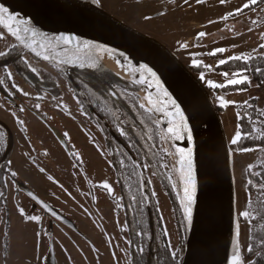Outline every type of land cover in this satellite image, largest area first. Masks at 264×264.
<instances>
[{"label": "flooded vegetation", "instance_id": "obj_1", "mask_svg": "<svg viewBox=\"0 0 264 264\" xmlns=\"http://www.w3.org/2000/svg\"><path fill=\"white\" fill-rule=\"evenodd\" d=\"M9 39L12 40L11 44L7 41ZM1 44L7 45L2 52L5 55H0V98L13 110L4 109L5 113L11 115L10 123L0 120L6 125L0 126V160L8 146H12V150L6 164L16 152L11 124L21 132L24 139H34L33 144L23 143L19 146H33L32 154L28 153L29 159L39 169H45L43 173L46 179L43 177L47 180L44 187L40 183L30 184L18 177L12 163L10 169L5 167L4 185H0V193L3 194L0 196V209L5 213L1 214L7 218L9 203L15 201L14 210L17 211L21 227L29 225L22 224L20 209L35 212L40 214V220L35 226L41 232L47 226L50 244L53 242L54 245V236L57 235L75 246L80 242L82 248L92 247L93 232L73 217L76 212L72 206L82 204L78 199L74 200L68 185L69 177H85L97 189L95 191L92 187V192L86 196L87 203H92L100 214L102 208L106 212L111 205L116 206L118 215L124 214L125 229L120 228V232H125L129 241L130 264H181L186 242L185 219L183 226L175 208L179 242L173 257L174 251L167 239L158 202L152 194L150 180L153 177L146 175L143 169L145 162L148 163L143 151L158 145L153 142L155 135L152 136L155 118L148 115L151 111L147 108L140 107L142 103L139 92L142 88L136 90L133 80L116 74L95 57L92 49L72 50L76 58L44 60L29 51L24 53L23 47L5 31L0 35ZM36 105H39L38 109ZM19 121L24 123L20 124ZM45 133L52 139L51 143L44 140ZM49 146H60L64 154L62 159ZM162 149L168 157L171 153L170 143L169 146L162 144ZM107 156L112 167L105 159ZM137 163L146 178L147 202L142 173ZM105 165H109V173L106 168L102 170ZM77 168L84 171V176L78 174ZM6 174L11 182L7 187ZM48 176L53 179L49 180ZM109 178L113 184L110 186L111 192L100 187L102 183H108ZM54 187L59 189L60 195L56 194ZM7 193L12 199L7 197ZM141 197H144L145 210L142 208ZM143 214L146 215L148 232H143L138 220ZM156 219L158 223L161 219L158 232ZM152 227L155 239L151 245Z\"/></svg>", "mask_w": 264, "mask_h": 264}, {"label": "rangeland", "instance_id": "obj_2", "mask_svg": "<svg viewBox=\"0 0 264 264\" xmlns=\"http://www.w3.org/2000/svg\"><path fill=\"white\" fill-rule=\"evenodd\" d=\"M95 1L116 18L168 46L179 56L184 64L191 66V70L198 79L203 73L205 79H200V81L206 87H209L206 83L208 80L221 84L226 83V78L222 73H217L213 70L219 60H227L229 57L237 55L252 58L264 54V48L260 47L264 45V3H259L251 9H245L241 14L229 16L225 20L221 18L227 16L230 12H235L247 0H226L225 3H221V0H203L202 3H197V0H187V3H185V0ZM145 16L151 17V19L146 20ZM199 32H205L206 35L197 39ZM7 41L11 44L12 40L9 39ZM182 44H187L188 47L182 48ZM6 45H0V53L5 50ZM216 48H224L226 51L214 60L208 53ZM194 60L201 61L204 65L212 66V70L193 66ZM228 74V78H232V74ZM246 76L249 81L246 88L223 94L217 93L215 90L212 91L216 98L223 97L226 101L235 102L223 107L221 112L229 143H231L236 131L239 130L236 106L253 98H257L260 105L264 104V83H258L250 76ZM142 92L146 94V88H143ZM2 104L9 105L4 99L0 98V120L10 123L11 115L5 113L4 109L10 110L12 107L10 105L6 107ZM9 125L15 136L16 152L8 160L6 169H10L12 163L18 177L25 179L30 184L40 183V186L44 187L47 184L45 173L40 172L39 168L35 166L28 156V153L32 154L33 146H19L23 143L33 144L34 139L31 141L24 139L19 130H15L11 124ZM162 134L160 135L162 144L169 146L166 133ZM44 136V140L47 143L52 142L47 133ZM21 147H23L22 150H20ZM49 147L54 149L58 158L62 159L64 154L60 150V146ZM85 148L88 147L85 146ZM173 148L171 147V153L169 152L170 158L168 156L169 167H171L172 162L176 168L177 155ZM261 149L264 150V147ZM233 152L237 210L241 227L240 239L244 261L247 263L254 258L253 254H248L249 251H246L250 247L251 225L248 217L245 218L240 213L247 211L248 206L249 194L246 190L247 169L264 161L262 160L263 152L260 148H249L243 151L235 150ZM25 153L26 156L24 155ZM105 159L109 161L110 167H112L109 156ZM108 166H103L102 170L106 168L109 173L110 168ZM77 170L78 174L84 176L83 170L79 168ZM169 171L173 176L171 170ZM7 176L8 174L5 176L6 187L11 184ZM150 181L152 194L156 196L170 248L176 252L178 250L179 232L175 224L173 201L160 183L156 182L154 178ZM108 183H110V186L113 185L111 178L108 179ZM68 185L74 194V200L78 199L80 204H82L81 206H72V210L76 212L73 217L84 227L91 229L94 242L92 247L82 248L80 242H78V246H75L69 241L60 239L57 235L54 236L56 264H130L129 241L126 233L120 232V228L125 229L124 214L118 215L115 205H111L110 208L106 209V212L102 208L100 214L92 203H87L86 196L88 197L92 192V187L95 191L97 189L85 177H77V179L69 177ZM55 190L56 194L60 195L59 189L54 187ZM112 191L114 190L112 189ZM7 197L12 199V196L8 193ZM14 208H16L15 201L10 202L7 218L1 214L2 212L5 213V211L0 209V264H46L50 248L47 226L41 232L38 226H35L37 222L25 219L29 215L40 217V214L26 211L21 222L30 227H21L17 218V211ZM114 236L116 237V242L114 241Z\"/></svg>", "mask_w": 264, "mask_h": 264}, {"label": "water", "instance_id": "obj_3", "mask_svg": "<svg viewBox=\"0 0 264 264\" xmlns=\"http://www.w3.org/2000/svg\"><path fill=\"white\" fill-rule=\"evenodd\" d=\"M0 6L7 8L10 14L20 20L28 21L29 27L40 33L36 36L38 41L45 44L50 42L53 58H76L72 50L77 49V41L81 42L82 50H85L84 42H101L115 50L114 54L137 77L134 82L140 78L137 72L140 65H146L157 74L163 89L167 90L183 111L192 135L191 142L187 139H170L176 154L178 149H192L191 170L195 181L190 221L186 220L183 210L186 242L181 264H230L237 242L243 258L234 152L224 120L208 88L179 56L158 39L108 13L95 0H0ZM6 23L11 25L12 21ZM60 35H69L76 40L67 47L57 46L53 38ZM10 36L23 47L24 53H33L20 40ZM37 50L43 52L42 49ZM149 89L156 97L157 90ZM163 117L165 124L157 116L165 131L167 120L174 119L179 123L180 119L171 115ZM0 126L6 127L2 122ZM11 150L12 146H8L0 166L8 159ZM178 159L177 154L176 169L182 197V168ZM138 167L142 173L147 202L146 178L139 164ZM154 239L152 227L151 245ZM46 264H56L53 242Z\"/></svg>", "mask_w": 264, "mask_h": 264}, {"label": "trees", "instance_id": "obj_4", "mask_svg": "<svg viewBox=\"0 0 264 264\" xmlns=\"http://www.w3.org/2000/svg\"><path fill=\"white\" fill-rule=\"evenodd\" d=\"M222 53H217L215 56H210L212 59H217V57L221 56ZM191 69V66H187ZM213 70L217 73H243L245 75L250 76L254 81L258 83H264V54L254 56L250 58L247 62L243 59L239 61L229 60L227 63L220 65L216 63L213 67ZM135 86L136 90L141 89L142 87L136 82H132ZM248 86L247 83L240 84L236 86H227L223 88H208L212 97L214 98L215 104L219 112H222L223 107L220 106L219 100L212 94V91H217L220 93L236 91L239 89L246 88ZM237 110V124L239 127V131L242 134L241 141L233 145L230 143V146L233 151L235 150H245L249 148H260L263 152L264 160V150L261 148L264 147V115H261L264 112V104L260 105L259 100L257 98H253L247 103L238 104L236 106ZM155 118L154 129L152 132V136L155 135V140L153 142H157L158 146H155L153 149H149L148 151L144 150L143 154L147 157L145 165L143 169L146 175L152 176L154 180L160 183L166 193L171 197L173 204L177 210L178 217L182 220V225L184 226V214L181 208L180 203V186L177 179V171L175 166L171 163V167H169V159L167 157V152L162 149L161 142V133H166L164 127L160 123L157 116L151 111L148 114ZM146 129V127H143ZM170 143V147L172 143L170 139H168ZM169 155V154H168ZM6 167V163L4 162L0 167V185H4V169ZM173 176L170 174V171ZM247 186L246 190L249 194L248 197V206L247 212H249L248 220L251 225L250 230V247L252 251L248 252V254H253L254 258L249 262H245V264H264V161L257 163L256 165L247 169ZM173 184H175L173 188ZM143 191V189H142ZM143 194V193H142ZM142 198V208L145 210L144 197ZM160 218V217H159ZM240 219V216H239ZM139 223H141V228L143 232H148L146 228L147 219L146 215L143 214L142 218H138ZM161 219H156V224L158 223V229L161 225ZM143 223V224H142ZM151 224V222H148ZM167 256V254H166ZM244 258V257H243Z\"/></svg>", "mask_w": 264, "mask_h": 264}, {"label": "snow or ice", "instance_id": "obj_5", "mask_svg": "<svg viewBox=\"0 0 264 264\" xmlns=\"http://www.w3.org/2000/svg\"><path fill=\"white\" fill-rule=\"evenodd\" d=\"M203 0H197V3H202ZM226 0H221V3H225ZM185 3H187V0H185ZM259 3H264V0H247L246 3H244L242 6L238 7L235 12H230L227 16L222 17L221 19H228L229 16H234L236 14H241L245 9H251L253 6L258 5ZM145 19H151V17L145 16ZM11 20L12 23L9 25L6 23V21ZM255 23V21H253ZM6 30L10 35L14 36L17 40H20L22 43H24L25 47L30 48V50L38 57H41L44 60H52V48L49 44L42 43L41 41H38L36 39V36L40 35L35 29L29 27L28 21H22L17 16H14L9 13L8 9L5 7L0 6V35H2V32ZM206 35L205 32H199L197 34V39H200ZM46 39V38H45ZM56 41L57 46H63L67 47L69 45H72L73 42L76 40L75 37L69 36V35H60L53 38ZM77 49L79 50L81 47V42H76ZM182 48H187V44H182ZM261 48H264V45L260 46ZM42 49V51H38L37 49ZM84 49H93L101 52H107L109 55H112L115 50L108 49L105 47H102L100 45L96 44H88L87 42L83 43ZM226 50L224 48H216L214 51L209 52L208 55L215 56L217 53H223ZM47 53V54H44ZM0 55H5V53H0ZM251 57H246L242 55L232 56L229 57L227 60L221 59L219 60V64L223 65L227 63L229 60H235L239 61L243 59L245 62H247ZM193 66L195 67H205L209 70H212V66L210 65H204L201 61H193ZM137 72L140 74V78L136 81V83L145 85L148 88H154L156 89V103H152L151 94L147 95L145 99L149 102L150 107L148 108V111H155L161 113V115L164 116H173V117H179V123H176L174 119L167 120V128H166V135L168 139H187L189 142L192 140L191 131L188 127L187 121L184 117L183 111L180 109V107L177 105L176 101L171 97V95L167 92L166 89H163V86L160 84V80L157 76V74L146 65H140L137 69ZM222 75L226 78V83H216L214 81L208 80L206 83L210 88L216 89V88H223L227 86H236L240 84L248 83V77L246 75H243V73H233L232 78H228V73H222ZM200 79L204 80V74L201 73ZM154 82V83H153ZM27 95V93H25ZM220 102L221 107H226L229 103H235L231 101L224 100L223 97L217 98ZM247 102H245L246 104ZM141 108H144L145 105H140ZM36 108H39V105H36ZM23 111V109H21ZM261 115H264V112L261 113ZM20 124H23V121H19ZM242 139V134L239 130L236 131L235 136L233 137L231 143L233 145L238 144ZM243 151V150H242ZM191 153L192 149L188 148L186 151L184 149H178V163L181 165V180L183 182V188L182 192L183 195L181 197V206L184 210L185 218L186 220L191 219V213H192V204L194 199V193H195V181L192 176V161H191ZM47 154V153H45ZM251 167V166H250ZM186 168V170H184ZM40 172H44V168L39 169ZM13 176H15V173H12ZM49 180H52L53 177L48 176ZM100 187L104 188L105 190H108L111 192L110 185L107 182H104L100 185ZM3 194L0 193V196ZM31 195V193L29 194ZM46 208L47 205H44ZM20 213L22 216H24V210L20 209ZM241 216L247 218L249 217V212L244 211L240 213ZM28 221H35L39 222L40 217L35 215H29L25 217ZM39 235V234H37ZM237 237H239V231H237ZM142 251V250H141ZM246 251H252L251 247H248ZM173 257H175L176 253H172ZM230 264H245L241 252H240V246L237 242L234 246V252L232 255V258L230 260Z\"/></svg>", "mask_w": 264, "mask_h": 264}, {"label": "bare ground", "instance_id": "obj_6", "mask_svg": "<svg viewBox=\"0 0 264 264\" xmlns=\"http://www.w3.org/2000/svg\"><path fill=\"white\" fill-rule=\"evenodd\" d=\"M94 44L100 45L102 47L108 48L105 44L101 42H95ZM109 49V48H108ZM93 50V49H92ZM96 57L105 63L111 70H113L116 74H118L120 77L127 79V80H135L137 77L130 71L128 67H126L119 58L113 53L112 55H109L107 52H101L97 50H93ZM146 88V87H145ZM142 90L139 92L141 96V103L145 105V108H149V102L145 99V97L149 94H151L152 103H156V97L153 94V92L147 87L146 88V94L142 92ZM156 116H158L162 122L165 124V120L163 115L159 112L152 111Z\"/></svg>", "mask_w": 264, "mask_h": 264}]
</instances>
